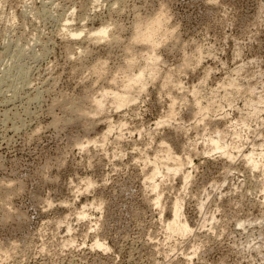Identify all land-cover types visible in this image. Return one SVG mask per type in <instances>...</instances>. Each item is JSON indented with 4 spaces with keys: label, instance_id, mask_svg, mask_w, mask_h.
Wrapping results in <instances>:
<instances>
[{
    "label": "rangeland",
    "instance_id": "1",
    "mask_svg": "<svg viewBox=\"0 0 264 264\" xmlns=\"http://www.w3.org/2000/svg\"><path fill=\"white\" fill-rule=\"evenodd\" d=\"M0 3V264H264V0Z\"/></svg>",
    "mask_w": 264,
    "mask_h": 264
},
{
    "label": "bare ground",
    "instance_id": "2",
    "mask_svg": "<svg viewBox=\"0 0 264 264\" xmlns=\"http://www.w3.org/2000/svg\"><path fill=\"white\" fill-rule=\"evenodd\" d=\"M1 4V3H0ZM156 18V17H155ZM155 18H153V19H155ZM158 21L159 20H152L151 19V21H146V22H143V23H136V25L134 26V34L136 33L137 34V32L138 33H142V36L144 37L143 38V41H144V43H147V44H150V42L152 41V39H153V36L155 35V34H157L158 33V31H160V26H159V23H158ZM161 22V21H160ZM163 23V22H162ZM162 23H160V24H162ZM162 26V25H161ZM65 27V26H64ZM69 28V27H68ZM67 28V29H68ZM69 34H71V33H69ZM94 34V35H93ZM93 36L94 37H98L100 40H106L108 37H109V32H108V27H100V28H98V29H96L94 32H93ZM167 33H165V35H166ZM79 35V34H78ZM72 36H74V35H72ZM75 36H77V34H75ZM114 36V35H113ZM113 36H112V39H114L113 38ZM134 36V35H133ZM161 36V35H160ZM71 37V36H70ZM166 37V36H165ZM111 39V38H110ZM117 39V38H116ZM119 39V38H118ZM134 39V38H133ZM162 40V39H161ZM108 42V41H107ZM112 42H114V41H112ZM117 42H118V40H117ZM117 42L115 43V44H117ZM138 42V41H137ZM141 43V42H140ZM113 44V43H112ZM130 46V45H129ZM149 48V47H148ZM153 48V47H152ZM133 50V49H132ZM153 50V49H152ZM126 51V50H125ZM10 61V60H9ZM127 67V66H126ZM93 70V69H92ZM140 74H141V72H140ZM141 75H138L137 77H135V78H133V79H130L128 82H126V86L125 87H129V86H133V85H136L139 81V77H140ZM116 82V81H115ZM109 92V91H108ZM105 93V92H104ZM112 92L110 91V93H106L105 95H110ZM122 95H124V94H122ZM122 95L119 93H113V94H111V96L113 97V99H114V101H115V103H116V106L118 107V108H120L122 105H124L125 103H123L124 101H123V97H122ZM69 100V99H68ZM67 100V101H68ZM66 101V100H65ZM65 101H62L63 103H66V104H64V105H67L69 102H70V100L68 101V103H67V101L65 102ZM75 102V101H74ZM78 102V101H77ZM80 103H81V101H79ZM78 102V103H79ZM93 102V101H92ZM91 102V103H92ZM258 102V101H257ZM260 102H262V101H259L257 104H260V106H261V104L262 103H260ZM62 103V104H63ZM76 103V102H75ZM78 103H76V105L78 104ZM79 103V104H80ZM91 103H89V105L91 104ZM72 104V103H71ZM78 104V105H79ZM63 105V106H64ZM82 104H80L79 106H81ZM93 105H94V107H93ZM256 105V104H255ZM67 106H69V104L67 105ZM67 106L64 108L65 110H67ZM74 106V105H73ZM73 106H71L72 107V109L74 108ZM83 106V105H82ZM61 107V106H60ZM77 107V106H76ZM87 107V106H86ZM91 107H93L94 108V111H91V112H100V113H102L103 111H102V107H103V104H102V100H96V101H94V103L91 105ZM90 107V108H91ZM263 107V106H262ZM78 108V107H77ZM77 108H76V110H77ZM80 108V107H79ZM63 109V110H64ZM69 109V108H68ZM81 109V108H80ZM92 109V108H91ZM83 110V109H82ZM81 110V111H82ZM84 110H87V109H85L84 108ZM83 110V111H84ZM89 108H88V113H90L91 114V112H89ZM205 110V109H204ZM72 111H74L75 112V109H73ZM80 110H78V112H79ZM201 111V110H200ZM257 111V110H256ZM73 112V113H74ZM69 113V112H68ZM70 114V113H69ZM75 114V113H74ZM78 114V113H77ZM80 114V113H79ZM87 113L86 112H84V113H81L80 115H82V117H83V115H86ZM76 115V114H75ZM74 115V116H75ZM88 115V114H87ZM86 115V116H87ZM92 115H93V113H92ZM76 116H79V115H76ZM75 116V117H76ZM89 116V115H88ZM70 117H71V115H70ZM89 118V117H88ZM74 120V119H73ZM54 122H55V120H54ZM60 122H61V120H60ZM70 122H72V121H70ZM57 123H59V122H57ZM55 124V123H54ZM159 125V124H158ZM236 134V133H235ZM211 145L214 147V149L215 150H220L221 148L217 145V143L216 142H213V143H211ZM212 147V148H213ZM170 151V150H169ZM170 153V152H169ZM252 154V153H251ZM250 154V155H251ZM169 154H167V160H169V158H170V156H168ZM247 155H249V154H247ZM252 155H254V154H252ZM228 157H230V155L228 156ZM245 158H247L248 159V163L250 164V166H252V167H254V168H256V166H257V164H258V162H254V159H253V157L252 156H249V157H246V156H244ZM173 158V157H172ZM171 159V158H170ZM174 159H176V158H174ZM247 159H245V160H247ZM154 161H155V159H154ZM153 161V162H154ZM152 162V163H153ZM159 162V161H158ZM174 162V161H173ZM172 162V163H173ZM176 163H174L175 165L174 166H172V167H170V168H172V169H169L168 168V166H167V168H166V171H167V176L168 175H170V174H172L173 176H175L177 173H181V171H182V167H184L183 165H182V163H181V161L180 160H178L177 159V161H175ZM247 163V164H248ZM154 164V163H153ZM152 165V164H151ZM159 165H160V162H159ZM165 165V164H164ZM163 165V166H164ZM153 166V165H152ZM160 167H162L161 165H160ZM160 167H157V166H155V164H154V169H152L151 171H153V172H151V176L149 177V179H150V181H153L154 180V178L155 177H158L160 174H161V171H159V168ZM165 167H166V165H165ZM164 167V168H165ZM186 174V173H185ZM184 174V175H185ZM165 176V175H164ZM188 176V175H187ZM187 176L185 175L184 177H182V178H184V180H186L187 181ZM185 181V182H186ZM89 186H90V184H88ZM89 186H88V188H89ZM152 190L154 189V190H156L157 188H158V185H152ZM154 190H153V192H154ZM160 196V195H159ZM159 196H157V197H159ZM159 199H160V197H159ZM159 199L157 198V200H156V202H158L159 201ZM155 203V202H154ZM181 204L179 203V201L178 200H175V203L173 204V206H172V219H171V221L170 222H168V224L166 225L167 227V230H168V232L171 234V236H181V237H183V236H185L189 231H190V229H189V227H188V225L186 224V222H184V221H180L181 219H180V216H181V218H182V215H181V206H180ZM155 206V205H154ZM159 206V205H158ZM85 214V213H84ZM84 214L83 213H81L80 214V216H82V217H85L84 216ZM79 215V214H78ZM77 215V217L80 219L81 217L80 216H78ZM169 236V235H168ZM169 238H170V236H169ZM95 242V244H94V246L95 247H97V248H99V249H101L102 248V250L103 249H106V247L102 244V243H100L99 241H94ZM1 249V248H0ZM2 251H4L3 249H1ZM10 250V249H9ZM9 250H6L5 252H7V251H9ZM14 250V249H13ZM1 253V252H0ZM4 253V252H3ZM7 254H8V252H7ZM3 255V254H2ZM5 257V256H4ZM3 257V258H4ZM5 259V258H4ZM1 261V260H0ZM2 262V261H1Z\"/></svg>",
    "mask_w": 264,
    "mask_h": 264
}]
</instances>
